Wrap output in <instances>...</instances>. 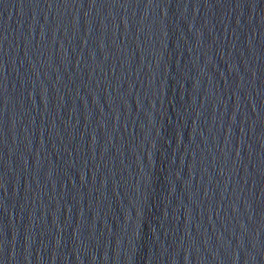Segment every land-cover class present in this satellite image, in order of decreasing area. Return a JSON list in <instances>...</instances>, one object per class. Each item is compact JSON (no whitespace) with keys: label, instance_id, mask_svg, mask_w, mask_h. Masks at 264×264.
Wrapping results in <instances>:
<instances>
[{"label":"water","instance_id":"obj_1","mask_svg":"<svg viewBox=\"0 0 264 264\" xmlns=\"http://www.w3.org/2000/svg\"><path fill=\"white\" fill-rule=\"evenodd\" d=\"M0 264H264V0H0Z\"/></svg>","mask_w":264,"mask_h":264}]
</instances>
